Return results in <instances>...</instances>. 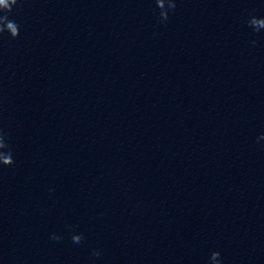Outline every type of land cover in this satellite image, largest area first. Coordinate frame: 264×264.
<instances>
[{"label": "water", "instance_id": "95a60500", "mask_svg": "<svg viewBox=\"0 0 264 264\" xmlns=\"http://www.w3.org/2000/svg\"><path fill=\"white\" fill-rule=\"evenodd\" d=\"M0 264H264V0H0Z\"/></svg>", "mask_w": 264, "mask_h": 264}]
</instances>
